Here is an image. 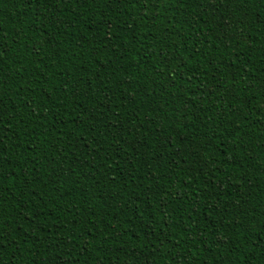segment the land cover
I'll return each instance as SVG.
<instances>
[{
	"label": "trees",
	"instance_id": "1",
	"mask_svg": "<svg viewBox=\"0 0 264 264\" xmlns=\"http://www.w3.org/2000/svg\"><path fill=\"white\" fill-rule=\"evenodd\" d=\"M0 264H264V0H0Z\"/></svg>",
	"mask_w": 264,
	"mask_h": 264
}]
</instances>
